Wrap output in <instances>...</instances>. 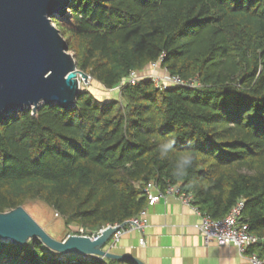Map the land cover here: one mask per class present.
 <instances>
[{"label":"trees","instance_id":"16d2710c","mask_svg":"<svg viewBox=\"0 0 264 264\" xmlns=\"http://www.w3.org/2000/svg\"><path fill=\"white\" fill-rule=\"evenodd\" d=\"M53 22L78 69L121 100L83 91L74 110L1 122L0 213L42 202L93 236L138 217L153 183L213 219L244 201L242 221L264 238V0H72ZM155 64L201 87L127 83ZM252 253L264 259V243ZM0 264L134 263L62 260L34 239L0 242Z\"/></svg>","mask_w":264,"mask_h":264},{"label":"water","instance_id":"95a60500","mask_svg":"<svg viewBox=\"0 0 264 264\" xmlns=\"http://www.w3.org/2000/svg\"><path fill=\"white\" fill-rule=\"evenodd\" d=\"M72 0H0V123L25 110L37 113L44 106L74 110L81 81L91 77L78 69L69 45L53 20L64 18ZM109 227L100 236L51 237L25 210L0 213V242L24 247L39 239L58 256L128 261L145 264L133 255L108 250L114 234ZM63 260V259H62Z\"/></svg>","mask_w":264,"mask_h":264},{"label":"crops","instance_id":"0c3cea01","mask_svg":"<svg viewBox=\"0 0 264 264\" xmlns=\"http://www.w3.org/2000/svg\"><path fill=\"white\" fill-rule=\"evenodd\" d=\"M200 224L201 216L195 210L167 197L147 207L145 233H129L113 252L133 255L145 264H247L234 246L206 245ZM141 238L145 246L140 245Z\"/></svg>","mask_w":264,"mask_h":264},{"label":"built area","instance_id":"2783aa9c","mask_svg":"<svg viewBox=\"0 0 264 264\" xmlns=\"http://www.w3.org/2000/svg\"><path fill=\"white\" fill-rule=\"evenodd\" d=\"M160 64H155L157 67ZM138 74H132L127 80L128 83H136L146 78L151 79L157 88L166 90L169 88L184 87L189 89H197L201 87L198 79L184 80L178 76H171L167 74L164 79L157 76L140 77ZM143 192L148 196V206H155L157 203L166 199L167 197L177 198L185 206L192 208L201 216V224L199 230L203 236L206 245L216 244L219 247H236L239 252L246 257L247 264H264V259H261L257 254H249V250L259 244L264 243V238H259L249 232L248 225L242 221V211L244 208V201H240L230 211V213L222 219H213L210 216L203 215L194 205V198L191 194L183 192L180 187L168 185L165 191H161L155 184L147 185ZM57 216H59L57 214ZM124 228L118 230L107 245L108 250H113L122 238L131 232L145 233L147 227V208L143 210L140 215L129 221ZM120 225H109L99 231L96 235H89L83 229L80 230L77 236L90 237L92 239L101 235V233L109 227H119ZM140 245L145 246V239H140Z\"/></svg>","mask_w":264,"mask_h":264},{"label":"rangeland","instance_id":"374dc122","mask_svg":"<svg viewBox=\"0 0 264 264\" xmlns=\"http://www.w3.org/2000/svg\"><path fill=\"white\" fill-rule=\"evenodd\" d=\"M167 74V71L163 70L160 65L157 67H153L152 65L147 67L143 72L136 76H157L158 78L164 79ZM81 90L91 92L96 98L104 102L110 100H121V87H118L114 90H107L92 78L89 80V84H85L83 81H81ZM24 208L51 237L58 241H64L69 236L77 235L82 229L76 225L67 227L64 223V220L57 216V214H55L46 204L42 202H28ZM59 257L60 259L65 260V257Z\"/></svg>","mask_w":264,"mask_h":264}]
</instances>
